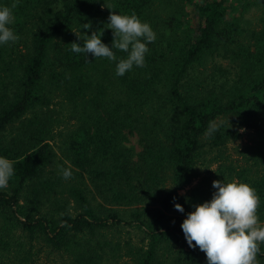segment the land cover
Returning a JSON list of instances; mask_svg holds the SVG:
<instances>
[{
    "label": "trees",
    "instance_id": "obj_1",
    "mask_svg": "<svg viewBox=\"0 0 264 264\" xmlns=\"http://www.w3.org/2000/svg\"><path fill=\"white\" fill-rule=\"evenodd\" d=\"M256 1L0 0L17 3L9 27L19 36L0 45V156L15 170L0 189V264H26L41 251L61 256L60 264L123 256L131 264H207L181 224L211 201L214 180L256 189L264 223V23L250 31L243 17ZM112 11L134 12L156 33L146 66L123 76L116 62L71 51L73 42L83 46L75 33L92 31L103 30L111 47ZM56 98L70 109L61 116L75 120L67 180L56 174ZM210 124L218 130L207 135ZM241 128L251 131L234 157L228 145ZM197 166L209 176L181 194ZM260 250L264 264V244Z\"/></svg>",
    "mask_w": 264,
    "mask_h": 264
},
{
    "label": "clouds",
    "instance_id": "obj_2",
    "mask_svg": "<svg viewBox=\"0 0 264 264\" xmlns=\"http://www.w3.org/2000/svg\"><path fill=\"white\" fill-rule=\"evenodd\" d=\"M16 7L15 2L11 7H0V45L19 40L9 27L14 23L12 9ZM108 21L107 28L113 33L111 47L102 42V30L99 33L92 31L90 36L75 33L83 41V46L73 42L71 51L85 56L90 53L95 58L116 62L117 76L125 75L134 66L145 67L148 45L156 40L150 24L142 22L134 12L121 15L112 11ZM91 27L90 23L83 24L84 29ZM114 49L127 53L126 58L118 59ZM217 130V126L210 124L206 134L211 135ZM58 167L63 179L72 178L71 169ZM14 174V161L0 156V189L7 188ZM212 187L216 191L211 201L196 205L181 224L189 247H198L204 252L207 264H259L257 256L261 254L260 245L264 244V223L258 216L260 197L256 189L238 180L227 183L214 180ZM174 206L177 211L184 212L179 203Z\"/></svg>",
    "mask_w": 264,
    "mask_h": 264
},
{
    "label": "rangeland",
    "instance_id": "obj_3",
    "mask_svg": "<svg viewBox=\"0 0 264 264\" xmlns=\"http://www.w3.org/2000/svg\"><path fill=\"white\" fill-rule=\"evenodd\" d=\"M243 17H244V26L246 28H248L250 31L254 29L258 30L264 23V0H257L251 6V8L247 12L244 13ZM243 41H246V40H243ZM51 109L54 110L55 118L58 121V122L57 121L55 122L56 125L54 127V139H53L52 144L56 152V161H55V165L57 168L56 174H59V176H61L60 168L58 166H62V164H68V162L66 161L64 157L66 153L65 152V147H66L65 141L67 138L68 128H71V126L74 125L75 120L73 119V120L66 121L65 119L67 118L61 116V113L68 115L70 113V109L65 108V111H63V109L61 108L60 98H56L54 100V104L51 105ZM61 118L64 119L65 121L64 123L61 122ZM241 129H244V131H241ZM241 129H240V132L242 133V137L237 142H232L228 145V150L234 157L239 156L237 154L236 148L237 147L241 148L247 142L248 133L251 131L246 128H241ZM127 143L128 145L133 146L135 153L139 152L140 145L137 142L136 136H132V135L129 136V140ZM214 167L215 166H212L211 168L213 169ZM208 169L209 168H206L204 166H197L198 176H196L189 185H187L185 188L180 190V193L186 194L187 191L197 186L203 178L208 177L209 176ZM59 197H61V194H59ZM125 232L126 231L124 230L121 235L122 239L124 237ZM108 238L112 239V236L110 235V233H109ZM33 251H36L35 248L33 249ZM31 259L32 260L26 261V264H60L61 256L52 255L48 251H41L39 254L33 255ZM128 263L131 264V261L129 260V258H127L126 256H123L122 258H120V260H118L114 264H128ZM66 264L68 263L66 262Z\"/></svg>",
    "mask_w": 264,
    "mask_h": 264
}]
</instances>
